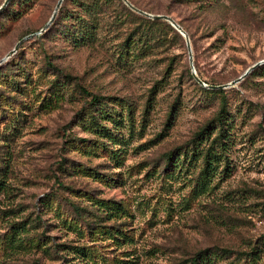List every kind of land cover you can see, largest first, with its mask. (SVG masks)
I'll return each instance as SVG.
<instances>
[{"label": "rangeland", "instance_id": "rangeland-1", "mask_svg": "<svg viewBox=\"0 0 264 264\" xmlns=\"http://www.w3.org/2000/svg\"><path fill=\"white\" fill-rule=\"evenodd\" d=\"M57 1L0 16V264H264V0H132L219 88L168 20L63 0L41 30Z\"/></svg>", "mask_w": 264, "mask_h": 264}, {"label": "trees", "instance_id": "trees-1", "mask_svg": "<svg viewBox=\"0 0 264 264\" xmlns=\"http://www.w3.org/2000/svg\"><path fill=\"white\" fill-rule=\"evenodd\" d=\"M123 5L125 7H127L129 10L131 9L125 2L124 0H120ZM133 6L139 8L132 0H128ZM10 2L11 0L8 2V4L5 6V8L0 12V16L3 15L7 10H8V6L10 5ZM62 2L63 0L61 1L56 13H55V16L54 18L52 19V21L50 23H52V25L54 24L55 22V17L57 15V13L60 12L61 10V5H62ZM2 4V3H1ZM0 4V5H1ZM133 10V9H132ZM144 19H146L145 17H143ZM148 21H151V22H154V23H157V22H162L163 20L160 19V18H156V19H147ZM165 20V19H164ZM166 22V21H165ZM171 25V24H170ZM171 27L173 28V30H175V32H177V34H179V36H183L177 29H175L172 25ZM184 29V28H182ZM185 30V29H184ZM189 42H191V40H189ZM255 69V68H254ZM197 75L199 76V73L197 71ZM200 78V76H199ZM202 79V78H200ZM203 80V79H202ZM204 82H207L206 80H203ZM208 83V82H207ZM204 89V88H202ZM81 90L86 92V89L81 86ZM212 92H218L220 93V101H221V106L218 110V112L216 113V115L212 118V120L206 124V126H204L201 130H199L195 135L194 137L192 138V142L193 144L196 143L198 140L201 139L202 136H204L205 134L209 135V130H210V127L212 125V122H218L219 124V129H218V137L222 134L223 130H224V126H223V123H224V116L226 115V112H227V109H226V103H225V95H224V90L223 89H217V90H210ZM88 93V92H87ZM91 100L94 102V105L96 106L97 108V111L99 113L100 116L103 115V117H108V119H111V120H114L113 116L111 114H109L106 110H104V104H103V99L100 98L99 96H95V95H91ZM102 104V105H101ZM101 105V106H100ZM100 106V107H99ZM127 106V105H126ZM127 111L129 112L131 109H130V106H127ZM90 118L94 121V122H97L96 119L97 117L94 115V114H90ZM105 128V126H103ZM107 129V128H105ZM216 139V138H215ZM214 139V140H215ZM213 140V141H214ZM211 148V146H210ZM210 148L207 149V151L203 154V160H204V167H203V171L207 170L209 168V156H210ZM174 153L173 152H169L167 154H165L164 156V160L166 162V166L167 167H170L173 165L174 163ZM207 250H203V251H200L198 253H196L193 257H192V264H197V261H198V256L202 255L203 252H206ZM224 253L225 252H228V250H222ZM253 253V252H252Z\"/></svg>", "mask_w": 264, "mask_h": 264}, {"label": "water", "instance_id": "water-1", "mask_svg": "<svg viewBox=\"0 0 264 264\" xmlns=\"http://www.w3.org/2000/svg\"><path fill=\"white\" fill-rule=\"evenodd\" d=\"M10 0H4L3 2H2V4L0 5V12L5 8V6L8 4V2H9ZM61 1L62 0H58L57 1V4H56V6H55V9H54V11H53V13H52V15L50 16V18H49V20H48V22L45 24V26L41 29V30H44L49 24H50V22L52 21V19L54 18V16H55V13H56V11H57V9H58V7H59V5H60V3H61ZM124 2L131 8V9H133V10H135V11H137V12H139V13H141V14H144V15H146V16H150V17H153V18H162V19H165V20H168L169 22H170V24L175 28V29H177L183 36H184V38H185V41H186V44H187V48H188V52H189V63H190V67H191V73H192V75H193V77H194V79L196 80V82H198V84H200L201 86H204V87H210V88H219V87H223L222 85H206L205 83H204V81L202 80V79H200L199 78V76L196 74V70H195V68H194V66H193V64H192V57H191V54H190V43H189V38H188V35L186 34V32L182 29V27L180 26V25H178L174 20H172L169 16H167V15H159V14H157V15H150V14H148V13H146V12H144V11H142V10H140V9H138V8H136L135 6H133L128 0H124ZM22 39H24V38H22ZM18 44H19V42H17L16 44H15V46L3 57V58H1L0 59V63L1 62H3L4 60H6L8 57H10L15 51H16V49H17V47H18ZM257 64H254L253 66H251L248 70H246L245 72H244V74L242 75V76H240L239 78H237V80H235V81H233V82H236V81H238V80H240L242 77H244L251 69H253L255 66H256ZM232 84V83H231ZM228 84H226V85H224V86H227Z\"/></svg>", "mask_w": 264, "mask_h": 264}]
</instances>
